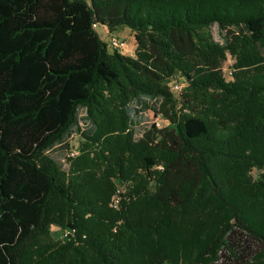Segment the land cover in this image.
Returning <instances> with one entry per match:
<instances>
[{
	"label": "trees",
	"instance_id": "1",
	"mask_svg": "<svg viewBox=\"0 0 264 264\" xmlns=\"http://www.w3.org/2000/svg\"><path fill=\"white\" fill-rule=\"evenodd\" d=\"M96 25L128 28L133 56ZM146 112L168 125L138 134ZM252 167L264 0H0V264H250L264 250Z\"/></svg>",
	"mask_w": 264,
	"mask_h": 264
},
{
	"label": "rangeland",
	"instance_id": "2",
	"mask_svg": "<svg viewBox=\"0 0 264 264\" xmlns=\"http://www.w3.org/2000/svg\"><path fill=\"white\" fill-rule=\"evenodd\" d=\"M95 30L97 31L98 35L100 36L101 40L103 42L106 41L107 37H116L122 41L125 42V48L122 50V52L120 54L124 55V56H133L134 54V50H135V42L133 39V34L130 32V30L128 28H122L119 29L116 32H110L108 29H104L102 26H98L96 25ZM213 35L215 37V39L218 41V35H217V28L214 27L213 28ZM233 64V60L231 59V57L228 55L227 61L224 64L223 67V75L226 81H231V75H230V70H231V66ZM178 83L179 85V90H177V92L173 91V85ZM174 84L171 87V92L173 94H179L184 87L186 86V82L183 78H177L176 81H174ZM138 124L136 125V130L137 133L140 134V132H142L143 130L147 129L149 126H151L152 124H156L158 123V127L162 128L168 125V123L159 117L154 116L152 113L150 112H146L142 115V117L138 120ZM73 146L77 145V138H74V140L72 141ZM54 157H58L56 155H54ZM59 159V158H58ZM264 172V168L263 169H258L255 167H252L249 171H248V177L250 179V182L252 184H254L257 179L259 178V175L261 173ZM72 231L66 229V230H62L61 228L52 225L49 228V236L51 237L52 240H55L56 242H65L68 241V239L73 238V235L71 234ZM37 259V256L31 252H29L28 258H27V264H33ZM142 262V258H140L139 260V264H141ZM179 264H185L183 261H181ZM186 264H188V262H186ZM250 264H264V250L262 252V255L253 260Z\"/></svg>",
	"mask_w": 264,
	"mask_h": 264
},
{
	"label": "built area",
	"instance_id": "3",
	"mask_svg": "<svg viewBox=\"0 0 264 264\" xmlns=\"http://www.w3.org/2000/svg\"><path fill=\"white\" fill-rule=\"evenodd\" d=\"M104 43L106 44V49L108 50V52H117V53H121L122 50L125 48V45H126L124 41H122L116 37H112V36L107 37V39ZM172 89L174 92L175 91L177 92V90H179L178 83L174 84ZM156 125L159 126L158 123H156ZM72 139L74 140V136H72ZM71 146H72V148L68 152L65 153V158H70L77 153L76 152L77 151V145L73 146V144L71 142Z\"/></svg>",
	"mask_w": 264,
	"mask_h": 264
},
{
	"label": "crops",
	"instance_id": "4",
	"mask_svg": "<svg viewBox=\"0 0 264 264\" xmlns=\"http://www.w3.org/2000/svg\"><path fill=\"white\" fill-rule=\"evenodd\" d=\"M134 39V38H133ZM135 42V41H134Z\"/></svg>",
	"mask_w": 264,
	"mask_h": 264
}]
</instances>
